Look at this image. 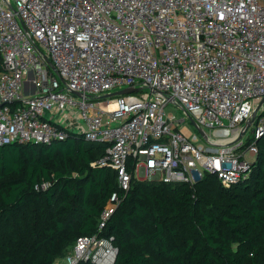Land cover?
Listing matches in <instances>:
<instances>
[{"label": "built area", "instance_id": "obj_1", "mask_svg": "<svg viewBox=\"0 0 264 264\" xmlns=\"http://www.w3.org/2000/svg\"><path fill=\"white\" fill-rule=\"evenodd\" d=\"M70 132L107 147L98 164L119 189L64 264L116 263L104 232L130 166L163 183L247 181L264 138V0H0V146Z\"/></svg>", "mask_w": 264, "mask_h": 264}, {"label": "trees", "instance_id": "obj_2", "mask_svg": "<svg viewBox=\"0 0 264 264\" xmlns=\"http://www.w3.org/2000/svg\"><path fill=\"white\" fill-rule=\"evenodd\" d=\"M258 146L249 180L231 188L215 175L193 186L142 181L130 166L132 188L104 232L115 264H264V138ZM106 149L73 132L0 146V264H54L97 233L119 189L117 173L98 164Z\"/></svg>", "mask_w": 264, "mask_h": 264}, {"label": "rangeland", "instance_id": "obj_3", "mask_svg": "<svg viewBox=\"0 0 264 264\" xmlns=\"http://www.w3.org/2000/svg\"><path fill=\"white\" fill-rule=\"evenodd\" d=\"M166 113H167V115L169 116V115H173L174 116V118H175V120H177V121H180L181 119H183L184 117H185V115H184V112L182 111V110H180L178 107H176L175 105H173V104H169V105H167V107H166ZM185 126H187L190 130H192L194 133H196V130L194 129V126H193V124L190 122V121H186L185 122ZM250 161H252L254 158L253 157H251V156H248L247 157ZM242 159H245V155H243L242 156ZM258 159V158H257ZM256 159V160H257ZM252 168H253V166H252ZM135 175H136V178L137 177H139V178H141V180L143 181H147V179L144 177V175L139 171V170H137L136 171V173H135ZM209 176V175H208ZM251 176V175H250ZM144 177V178H143ZM249 180V179H248ZM231 188V187H230ZM120 206V205H119ZM59 262H61L62 264H64V261H63V259H59L58 260Z\"/></svg>", "mask_w": 264, "mask_h": 264}, {"label": "water", "instance_id": "obj_4", "mask_svg": "<svg viewBox=\"0 0 264 264\" xmlns=\"http://www.w3.org/2000/svg\"><path fill=\"white\" fill-rule=\"evenodd\" d=\"M49 65L51 66L52 69H55L54 65L48 61ZM131 92H135L134 89L132 88H128V89H125V90H121V91H117V92H114V93H111V94H108L106 95L105 97H108V98H112V97H116V96H120V95H125V94H128V93H131ZM77 94V93H76ZM191 122L196 125L195 121L191 118ZM253 123V120L249 121L246 126L244 127V129L241 131V134L239 136V138L237 139L238 141L242 139V137L246 134L247 130L250 128L251 124ZM197 127V126H196ZM198 131L204 136V132L198 128Z\"/></svg>", "mask_w": 264, "mask_h": 264}, {"label": "crops", "instance_id": "obj_5", "mask_svg": "<svg viewBox=\"0 0 264 264\" xmlns=\"http://www.w3.org/2000/svg\"><path fill=\"white\" fill-rule=\"evenodd\" d=\"M54 264H58V263H54Z\"/></svg>", "mask_w": 264, "mask_h": 264}]
</instances>
